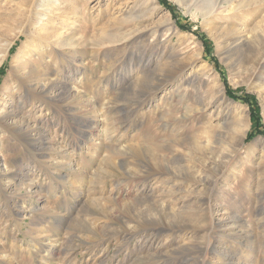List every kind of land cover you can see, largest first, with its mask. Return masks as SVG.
<instances>
[{
  "label": "rangeland",
  "instance_id": "rangeland-1",
  "mask_svg": "<svg viewBox=\"0 0 264 264\" xmlns=\"http://www.w3.org/2000/svg\"><path fill=\"white\" fill-rule=\"evenodd\" d=\"M189 1L0 0V109L46 139L29 152L0 133V264H264V0H213L205 14ZM60 30L73 43L46 62L38 50ZM230 33L252 39L230 50ZM7 77L80 97L19 109L24 87L3 89ZM207 137L210 168L196 161Z\"/></svg>",
  "mask_w": 264,
  "mask_h": 264
},
{
  "label": "bare ground",
  "instance_id": "bare-ground-1",
  "mask_svg": "<svg viewBox=\"0 0 264 264\" xmlns=\"http://www.w3.org/2000/svg\"><path fill=\"white\" fill-rule=\"evenodd\" d=\"M217 4H218V2H214L213 0H205L204 5L198 4L196 0H190L189 4L187 6L189 8L195 7L197 10H200L202 14H205L207 12L213 13L217 7ZM37 7L39 9L38 13L42 12V13H40V15H45L46 11H48V9L46 7H44L43 4H39ZM230 9L232 10V9H234V7H230ZM28 11H29L28 14H30V9ZM34 13L38 14L36 12V10ZM40 15L39 16L36 15V16H38V18H39V17H41ZM28 25L29 24L27 23V25L25 24L22 27H20L18 32L9 41H5L3 53L7 52V49L9 47V45L11 44L12 40L14 39V37H17L18 35H23L27 39L30 36L26 31V28ZM39 25L40 24L38 23V26ZM24 26H26V28H24ZM65 30L64 31L60 30V31L55 32L53 38L50 40H47L46 44L42 45V47H41L42 49L38 50V54L42 59L45 60L47 58L46 62H49L50 59H52V60L55 59L52 57L53 52H55V51L60 52L61 50H64L65 47H69L71 45V43H73V40L71 39L70 35L67 34L68 31H65ZM40 32H41L40 29L37 27V30H35L34 34L40 33ZM250 39H252L251 36H246V35L243 36V35L237 34V33L236 34L230 33L227 36H225L224 44H225V47H227V49L231 50L234 46H240V45H245V44L247 45L249 43ZM0 61H1V59H0ZM263 61H264V54H263L262 58L256 63V65L258 66ZM56 62H57V60H56ZM35 70H36V66H32L30 68V70H28V73L30 74V75H27L28 78L33 76V74L35 73ZM147 75H148V73L146 75H144V77H146ZM198 77H199V73L195 72V74L193 76V80L197 79ZM146 79H148V78L146 77ZM146 79H144V80H146ZM172 82H173V79L168 80V81H164L162 83L159 82V84L154 83L155 85L153 84V88L151 89V91L147 92L148 96L145 97V101L152 99L151 96H153V94L157 93L158 91L165 90L167 88V86L170 85ZM22 83H19L15 87H12V85H11L12 83L11 84L9 83V77H7L3 81V85H2L3 89L10 91L13 94L18 93L17 91L20 89V87H22V86L24 87V91L18 95L19 109L21 107H23L26 103L32 104V101H34V100H37L40 102H45L47 99L54 101L53 100L54 97L58 96V95H60V96L63 95L65 97L70 96V95H77L80 97V95H78L80 91L78 92L76 90L75 92H73L72 87H68L67 85H64V84H63V86H59L58 88H56L55 89L56 92H54L53 95L49 94V91L51 89H53L54 86H56V83H54V79L51 77H46V78L44 77L42 79L38 78L35 80H29L27 84H24V83L22 84ZM218 84H219V82H218ZM219 93H220V95H222L223 90L220 89ZM78 104H79L78 106H83L85 104L84 99L83 100L79 99ZM56 106H57L56 110H58L59 108L62 107V106L60 107L58 105H56ZM205 107L206 106H205L204 100L203 99L199 100V106L197 107L198 108L197 110L203 111L205 109ZM75 108H77V107H75ZM66 109H68V112L66 113L65 116L68 115V117L76 118V121L78 123H81V124L86 123L87 124V119L84 120L81 118V116H78L76 113H74L75 112L74 107L68 106V107H66ZM79 111H80V109H79ZM173 113H176V112L171 111V114H173ZM171 114H170V116H173ZM186 118L187 117L185 115L182 116L180 118L179 122L185 121ZM220 118H221V120H226L227 115H225L223 113L220 115ZM86 124H84V125H86ZM244 126H246L245 123H244ZM164 127H168V124H166V126H164ZM78 128H79V132H80V130H81L80 124L78 125ZM37 129H36V127H33L32 125H30L28 120H26L25 117L18 115V112H16L15 110H13V109L6 110L5 105L0 109V133L5 132V131L10 132L14 135V138L19 140L20 142L23 141V139H26L27 140L26 143H25V141H23V142L26 144L25 145L26 147L31 149V150H28L29 152L35 151V148L37 146L41 145L42 143H46L45 136L43 135V133L37 132L38 131ZM219 132H220V130H219ZM37 133H38V135H37ZM35 135H37V137ZM244 136H245V130L243 128L239 134V139L241 140ZM202 142H204V143L201 144L202 147H201L200 154H202V159L204 162L199 157L197 158L196 161H198L201 164H204L206 166V168H210V166L214 165L216 162V160L213 158L214 157L213 154H210L209 156L207 154L208 151L212 150L213 141L210 137H207L206 141H202ZM1 143H2V141H1ZM179 144H183V143L180 141H177L176 145L179 146ZM47 148L51 149L50 147H47ZM57 148H61V146L59 145ZM151 159L153 160L155 166H159L158 168H160L161 165L163 163H165V161H166L165 158L158 156V154H155V153L151 154ZM2 168H0V179L5 177V175H6L5 173H7V170H8L7 167H5V165Z\"/></svg>",
  "mask_w": 264,
  "mask_h": 264
}]
</instances>
